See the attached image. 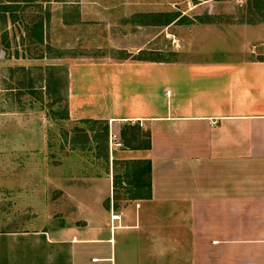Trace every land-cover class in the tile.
<instances>
[{
    "label": "crops",
    "instance_id": "obj_1",
    "mask_svg": "<svg viewBox=\"0 0 264 264\" xmlns=\"http://www.w3.org/2000/svg\"><path fill=\"white\" fill-rule=\"evenodd\" d=\"M130 58L67 64V120L106 125L90 217L0 228V264H264V58Z\"/></svg>",
    "mask_w": 264,
    "mask_h": 264
},
{
    "label": "rangeland",
    "instance_id": "obj_2",
    "mask_svg": "<svg viewBox=\"0 0 264 264\" xmlns=\"http://www.w3.org/2000/svg\"><path fill=\"white\" fill-rule=\"evenodd\" d=\"M79 1L0 0V228L73 224L94 207L89 177L103 174L106 146L101 154L93 130L105 138L106 125L67 120L70 61H123L143 48L170 60L264 58V0H86L107 10L85 21ZM175 10L188 17L152 24L166 23ZM87 39L100 46L92 57L82 53ZM84 159L93 166L81 175ZM45 164L55 167L47 173ZM129 185L120 189L132 192Z\"/></svg>",
    "mask_w": 264,
    "mask_h": 264
},
{
    "label": "trees",
    "instance_id": "obj_3",
    "mask_svg": "<svg viewBox=\"0 0 264 264\" xmlns=\"http://www.w3.org/2000/svg\"><path fill=\"white\" fill-rule=\"evenodd\" d=\"M5 7L9 9L10 4H8ZM162 13H164V12H162ZM171 13L172 14L170 15V17L166 20V23L164 21L157 22V23H155L154 21H152V23H154V24L170 25L171 23H173L175 21L176 22H179L182 19L188 17V16H186L185 14H183L182 12H180L178 10L177 11L175 10V12H171ZM155 14H159V13L158 12H153L151 15L154 17ZM141 15H143V13H141ZM172 15H173V17H172ZM148 21H146V22L143 21V23H149ZM140 23H141V21H140ZM40 39H42V36H41ZM161 54H163V52L162 51H159V50L142 49V50H140L139 54H137V55H135L133 57V59L146 60V61H174V60L176 61V60H178V59H172V60H170V59H167V58H163V56H161ZM61 56H65V54H62ZM131 56H132V54L129 53L127 55H124L123 57L124 58H127V57H131ZM149 184H150V181H149Z\"/></svg>",
    "mask_w": 264,
    "mask_h": 264
},
{
    "label": "built area",
    "instance_id": "obj_4",
    "mask_svg": "<svg viewBox=\"0 0 264 264\" xmlns=\"http://www.w3.org/2000/svg\"><path fill=\"white\" fill-rule=\"evenodd\" d=\"M113 217L114 218H119L120 217V214H113Z\"/></svg>",
    "mask_w": 264,
    "mask_h": 264
},
{
    "label": "water",
    "instance_id": "obj_5",
    "mask_svg": "<svg viewBox=\"0 0 264 264\" xmlns=\"http://www.w3.org/2000/svg\"><path fill=\"white\" fill-rule=\"evenodd\" d=\"M4 53H5V51L3 50V51L1 52V54L4 55Z\"/></svg>",
    "mask_w": 264,
    "mask_h": 264
}]
</instances>
